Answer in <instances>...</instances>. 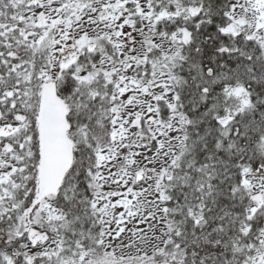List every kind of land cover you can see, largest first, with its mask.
Listing matches in <instances>:
<instances>
[{"label": "snow or ice", "instance_id": "6c2138e0", "mask_svg": "<svg viewBox=\"0 0 264 264\" xmlns=\"http://www.w3.org/2000/svg\"><path fill=\"white\" fill-rule=\"evenodd\" d=\"M0 264H264V0H0Z\"/></svg>", "mask_w": 264, "mask_h": 264}]
</instances>
